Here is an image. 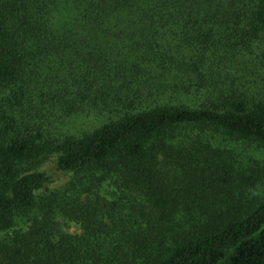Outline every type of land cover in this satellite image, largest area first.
Returning a JSON list of instances; mask_svg holds the SVG:
<instances>
[{
	"label": "trees",
	"instance_id": "16d2710c",
	"mask_svg": "<svg viewBox=\"0 0 264 264\" xmlns=\"http://www.w3.org/2000/svg\"><path fill=\"white\" fill-rule=\"evenodd\" d=\"M233 142L264 149V0H0V264H264Z\"/></svg>",
	"mask_w": 264,
	"mask_h": 264
},
{
	"label": "rangeland",
	"instance_id": "374dc122",
	"mask_svg": "<svg viewBox=\"0 0 264 264\" xmlns=\"http://www.w3.org/2000/svg\"><path fill=\"white\" fill-rule=\"evenodd\" d=\"M198 100V97H190L187 101H189L188 103H194ZM105 119L106 117L100 114H87L79 116L77 118L67 120L64 123L65 131L72 133L90 131L102 125L105 122ZM231 149L234 151L233 153L235 160H238V162L242 165V168L245 171H250L248 173L249 176L252 170L255 171L261 169L264 172V149L258 147L255 144L244 142L231 143ZM44 170H46L54 180L52 188L62 186L69 182L68 177L63 174H60L57 171L56 164L54 162H50L48 165H46L44 167ZM262 179L264 181V177ZM112 193L113 192L111 191H105L104 194L108 197V199L111 200L114 199V197H112ZM58 220L59 222L61 221L64 223V228L69 234L79 236H82L84 234L83 228L80 225L62 221V218H59ZM7 236V233L3 235L0 234L1 239H5Z\"/></svg>",
	"mask_w": 264,
	"mask_h": 264
}]
</instances>
